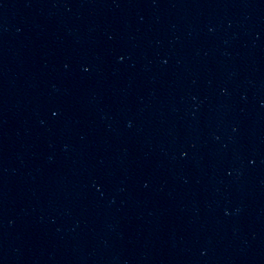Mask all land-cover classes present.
Returning <instances> with one entry per match:
<instances>
[{
  "label": "water",
  "instance_id": "95a60500",
  "mask_svg": "<svg viewBox=\"0 0 264 264\" xmlns=\"http://www.w3.org/2000/svg\"><path fill=\"white\" fill-rule=\"evenodd\" d=\"M0 264H264V0H0Z\"/></svg>",
  "mask_w": 264,
  "mask_h": 264
}]
</instances>
